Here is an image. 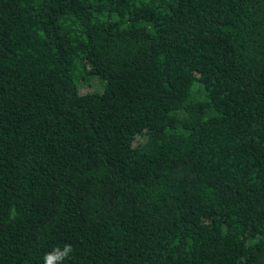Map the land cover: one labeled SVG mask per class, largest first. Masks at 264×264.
Here are the masks:
<instances>
[{
    "label": "trees",
    "instance_id": "1",
    "mask_svg": "<svg viewBox=\"0 0 264 264\" xmlns=\"http://www.w3.org/2000/svg\"><path fill=\"white\" fill-rule=\"evenodd\" d=\"M66 243L264 264V0H0V264Z\"/></svg>",
    "mask_w": 264,
    "mask_h": 264
},
{
    "label": "clouds",
    "instance_id": "2",
    "mask_svg": "<svg viewBox=\"0 0 264 264\" xmlns=\"http://www.w3.org/2000/svg\"><path fill=\"white\" fill-rule=\"evenodd\" d=\"M73 252L71 244H64L63 248L59 246L53 247L50 251L46 252L43 256V264H64V261Z\"/></svg>",
    "mask_w": 264,
    "mask_h": 264
},
{
    "label": "rangeland",
    "instance_id": "3",
    "mask_svg": "<svg viewBox=\"0 0 264 264\" xmlns=\"http://www.w3.org/2000/svg\"><path fill=\"white\" fill-rule=\"evenodd\" d=\"M93 77H95V76H90L87 79L88 82H90L89 87H92L93 89H98L99 90L100 89L99 81L97 82L98 79L96 80ZM201 95H202V92L200 90H198L196 86H194L193 91H192V97H200Z\"/></svg>",
    "mask_w": 264,
    "mask_h": 264
}]
</instances>
